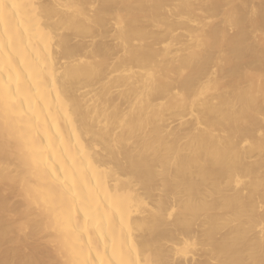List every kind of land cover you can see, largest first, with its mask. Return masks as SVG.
<instances>
[{"label":"bare ground","instance_id":"obj_1","mask_svg":"<svg viewBox=\"0 0 264 264\" xmlns=\"http://www.w3.org/2000/svg\"><path fill=\"white\" fill-rule=\"evenodd\" d=\"M0 3V264H264V0Z\"/></svg>","mask_w":264,"mask_h":264},{"label":"snow or ice","instance_id":"obj_2","mask_svg":"<svg viewBox=\"0 0 264 264\" xmlns=\"http://www.w3.org/2000/svg\"><path fill=\"white\" fill-rule=\"evenodd\" d=\"M5 7H7V5H5L3 3H0V15L3 14V10H4Z\"/></svg>","mask_w":264,"mask_h":264}]
</instances>
